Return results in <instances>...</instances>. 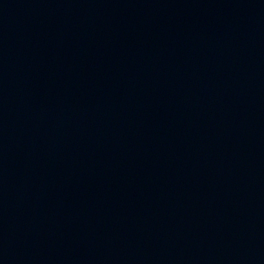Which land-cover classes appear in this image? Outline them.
<instances>
[{"label": "water", "instance_id": "1", "mask_svg": "<svg viewBox=\"0 0 264 264\" xmlns=\"http://www.w3.org/2000/svg\"><path fill=\"white\" fill-rule=\"evenodd\" d=\"M0 264H264V0H0Z\"/></svg>", "mask_w": 264, "mask_h": 264}]
</instances>
